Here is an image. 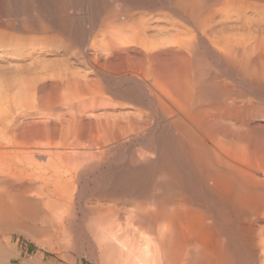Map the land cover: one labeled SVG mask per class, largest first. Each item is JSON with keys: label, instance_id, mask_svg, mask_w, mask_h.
Wrapping results in <instances>:
<instances>
[{"label": "bare ground", "instance_id": "obj_1", "mask_svg": "<svg viewBox=\"0 0 264 264\" xmlns=\"http://www.w3.org/2000/svg\"><path fill=\"white\" fill-rule=\"evenodd\" d=\"M19 220H79L100 264H264V0H0Z\"/></svg>", "mask_w": 264, "mask_h": 264}, {"label": "rangeland", "instance_id": "obj_2", "mask_svg": "<svg viewBox=\"0 0 264 264\" xmlns=\"http://www.w3.org/2000/svg\"><path fill=\"white\" fill-rule=\"evenodd\" d=\"M76 7L77 8H74L76 11L74 9L73 10L70 9V12L73 11L76 14L78 13L77 17L79 19V9H78L79 3L77 4ZM47 15L46 17L50 18V16L49 15L47 16ZM65 40L67 44L75 43L76 49H74V52L76 53L79 52V49H77L79 47L77 45L78 43L74 41V39L70 40L68 38ZM77 56L78 54L75 55V57H73L75 59L74 61H72L73 58H71V64L74 65L73 67L76 66L75 68L79 70L81 64L77 66L79 63V56L78 58ZM51 58L55 59V57H51ZM76 58L78 59V63H77ZM74 187L76 189V190L74 189L76 198H79L78 193H80L82 190H85V189L87 190L86 192L90 193L89 191H91V189L93 188V185L91 183H88V184H82V186L81 185L79 186V184L77 183L76 186L74 184L69 187L72 192H73V189L71 188H74ZM89 187H92V188H89ZM87 201H88L87 204L89 203L88 205H90L92 201L91 197H88ZM19 221H20L19 222L20 224H18L19 225L18 229H16L18 225L16 227H11L12 229L10 227L5 228L7 230L0 229L1 230L0 231V264H100L98 260L93 259V257L90 256L91 249H90L89 244L87 243L88 241L86 238V233H85L86 231L82 227L81 229L79 228V220L76 221L77 223H75V226H73L71 229H67L65 233L63 231L61 233L58 230H54L51 227H48L46 224L42 225V223H40L41 221H38L39 223L36 222L35 220H34L35 223L32 220H25V221L19 220ZM22 226L24 229H22ZM74 227L75 228L77 227L78 229L77 228L75 229ZM75 230H77V232ZM82 230H83V233H82ZM68 231L69 233H67ZM81 239H84V240H81ZM77 241L78 242L81 241L84 243L82 245L78 243ZM79 245H82V246H79ZM4 253L5 255H3Z\"/></svg>", "mask_w": 264, "mask_h": 264}]
</instances>
